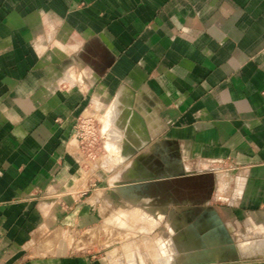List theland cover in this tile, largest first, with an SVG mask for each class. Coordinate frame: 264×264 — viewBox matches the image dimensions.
Here are the masks:
<instances>
[{"label":"crops","instance_id":"1","mask_svg":"<svg viewBox=\"0 0 264 264\" xmlns=\"http://www.w3.org/2000/svg\"><path fill=\"white\" fill-rule=\"evenodd\" d=\"M126 107L157 171L205 179L237 251L264 250V0H0V264H111L75 126Z\"/></svg>","mask_w":264,"mask_h":264},{"label":"rangeland","instance_id":"2","mask_svg":"<svg viewBox=\"0 0 264 264\" xmlns=\"http://www.w3.org/2000/svg\"><path fill=\"white\" fill-rule=\"evenodd\" d=\"M123 109L116 124L111 111L100 121L92 119L96 141L88 139L83 147L82 164L87 175L100 169L113 198L104 210L100 226L85 235L91 248L107 255L111 264H179L197 259H216L217 264H264V250L237 251L228 228L207 202L212 189L205 179L191 182L182 178L185 174L173 178L159 173L160 160L147 156V142H142L126 159L117 157L116 151L125 149L123 138L132 130L138 133L141 126L138 119L131 123L129 109ZM117 144L118 150L114 148ZM140 160L155 173L140 171ZM117 181L123 191L114 185ZM214 215L219 222L209 226ZM245 242L247 249L256 244H261L262 249L264 238L251 236Z\"/></svg>","mask_w":264,"mask_h":264},{"label":"built area","instance_id":"3","mask_svg":"<svg viewBox=\"0 0 264 264\" xmlns=\"http://www.w3.org/2000/svg\"><path fill=\"white\" fill-rule=\"evenodd\" d=\"M75 132L82 147H85L84 144L88 139H90V141H96V130L93 125H91V119H80L75 126Z\"/></svg>","mask_w":264,"mask_h":264},{"label":"water","instance_id":"4","mask_svg":"<svg viewBox=\"0 0 264 264\" xmlns=\"http://www.w3.org/2000/svg\"><path fill=\"white\" fill-rule=\"evenodd\" d=\"M213 221L212 223H209V226H213L215 223L214 222H219V219H217V215H214L213 217ZM221 229L224 230V227H221ZM179 264H217V260L216 259H197L194 261H184L181 262ZM230 264H258L256 262L253 263H230Z\"/></svg>","mask_w":264,"mask_h":264},{"label":"bare ground","instance_id":"5","mask_svg":"<svg viewBox=\"0 0 264 264\" xmlns=\"http://www.w3.org/2000/svg\"><path fill=\"white\" fill-rule=\"evenodd\" d=\"M129 114V113H128ZM135 116H131V123H133V124H135L134 122H135ZM125 139H127L126 141H131L132 143H134L137 147L141 144V143H139L138 142V140H135V139H133V137H132V134L131 135H128L127 137H125ZM121 155H122V160L123 159H126L129 155H130V152H129V150H127V149H124V150H122L121 149ZM125 155H126V157H125ZM135 168V167H134ZM117 184H118V181L117 182H115L114 183V185H116L117 186ZM117 189L118 190H121V191H123L124 190V188H122L121 186L119 187V186H117ZM110 218V217H109ZM213 220V219H212ZM181 250V249H180ZM210 250V249H209ZM191 253V252H190ZM209 252H207V254H208ZM190 256V255H189Z\"/></svg>","mask_w":264,"mask_h":264}]
</instances>
